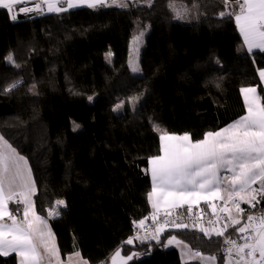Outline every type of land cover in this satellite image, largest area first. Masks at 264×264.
I'll use <instances>...</instances> for the list:
<instances>
[{"label": "trees", "instance_id": "1", "mask_svg": "<svg viewBox=\"0 0 264 264\" xmlns=\"http://www.w3.org/2000/svg\"><path fill=\"white\" fill-rule=\"evenodd\" d=\"M120 3L126 7L20 13L15 21L0 9V135L27 159L35 211L48 220L62 258L77 251L89 264H108L122 248L125 256L140 253L129 264H182L176 248L164 247L175 236L223 264V237L196 228L165 230L159 242L124 241L150 212L147 163L159 154L160 135L196 141L224 127L244 114L243 87H256L264 101L257 76L264 51H243L237 0ZM137 25L147 32L136 74L127 55ZM57 200L66 207L49 217ZM242 207L240 226L264 212V199ZM9 208L21 216V204ZM225 235L240 237L234 228ZM0 264H18L17 257L0 256Z\"/></svg>", "mask_w": 264, "mask_h": 264}, {"label": "snow or ice", "instance_id": "2", "mask_svg": "<svg viewBox=\"0 0 264 264\" xmlns=\"http://www.w3.org/2000/svg\"><path fill=\"white\" fill-rule=\"evenodd\" d=\"M65 2L66 8L58 6L60 0H0V9L7 10L10 18L15 21L20 13H43L42 4L46 5L49 13L65 12L85 5L96 8L106 4V0ZM29 3L34 6L20 7L16 14H12L15 6ZM113 3H116V0H113ZM227 3L228 0H225L226 6ZM237 5L239 11L235 13V21L247 51H264V0H237ZM120 6L126 7V4L121 3ZM226 14L233 15L220 13L221 16ZM177 16L179 17L178 11ZM134 39L139 40V37ZM107 55L111 56V53ZM6 59L14 63L12 54ZM130 63L133 65V72L140 70L134 62ZM258 72L264 81V69H259ZM18 83L20 82L8 85L4 91H11ZM241 92L247 113L225 128L205 133L203 139L196 141L187 133L175 135L163 132L160 135L161 154L149 159L152 190L147 194L153 209L151 219L156 227L150 235L141 236L137 233L124 241V244L133 245L135 240L143 243L149 239L159 242L161 234L169 226L167 218L172 216L173 210L187 206V213L191 216L193 206L198 207L204 202L215 217V220L208 221L209 224H216L225 219L220 213L227 214L226 220L221 227L205 228L199 223L204 214V210L200 209V215L195 217L197 224L193 227H198L208 237L213 234L223 237L229 228H234L244 242L225 239L224 243L229 246L225 249L229 264L234 259L233 252L235 264H264V212L260 215H247L246 222L240 226L245 213L241 203L255 208L256 204L264 199V101L259 97L256 87L242 88ZM120 106L117 105V109ZM74 127L78 128L79 125ZM157 130L159 131L158 128ZM257 184L259 187H253ZM35 192V183L30 168H27V161L0 136V256L7 257L14 253L19 257V264H43V248L50 258H55V264H63L47 219L35 211L32 200ZM10 201L23 205L22 218L9 211ZM214 201H221L222 205L218 207ZM55 203L56 209L48 212V216L52 218L60 215V206L66 207L64 200H57ZM161 213L166 218L163 224L158 223ZM147 219L148 217H145L133 223L145 228ZM178 219L179 216L176 217V220ZM171 227L186 229L189 225L173 220ZM173 242L180 243L176 241L175 236L168 240L169 244ZM73 255L79 257L80 253ZM139 255L140 253L133 252L125 256L123 249L117 248L110 260L111 264H129V261ZM192 255L202 257L200 252ZM68 259L71 261V257ZM207 259L214 260L215 257Z\"/></svg>", "mask_w": 264, "mask_h": 264}, {"label": "crops", "instance_id": "3", "mask_svg": "<svg viewBox=\"0 0 264 264\" xmlns=\"http://www.w3.org/2000/svg\"><path fill=\"white\" fill-rule=\"evenodd\" d=\"M35 2H40V0H35ZM107 2H109V0H106V4H108ZM241 2H242V0H241ZM34 6V4H32V3H29V4H25V5H17V6H15V8H14V10L13 11H16V12H18V10H19V8L20 7H33ZM42 6V8L44 9V11H43V13H32L33 15H40V14H50L48 11H47V7H46V5H41ZM58 6H60V7H67V4H66V2H65V0H60V3H59V5ZM86 6V5H85ZM238 6V5H237ZM239 11V7H237V9H236V11H235V13L236 12H238ZM52 13V12H51ZM235 13H234V16H233V18H235ZM21 14H23V13H21ZM235 25H236V29L238 30V32H239V34H240V38H241V41H242V49H243V51H247V46L245 45V43H244V40H243V36L241 35V33H240V31H239V28H238V25H237V23H236V21H235ZM254 51H257V50H254ZM248 52V51H247ZM260 69H264V67L263 68H260ZM259 70V69H258ZM257 76H259V72H257ZM259 79H260V82H261V84H262V87L264 88V81H262L261 80V78H260V76H259ZM249 87H254V86H247V87H243V88H249ZM257 93H258V91H257ZM241 100L243 101V103H244V114L243 115H246V113H247V108H246V105H245V101H244V96H243V94H242V92H241ZM243 115H241V116H243ZM241 116H239V117H237V119H239ZM237 119H235V120H233L232 122H234V121H236ZM232 122H230V123H228V124H225V126L224 127H222V128H225L226 126H228L229 124H231ZM222 128H219V129H217V130H214L213 132H216V131H219L220 129H222ZM169 134H171V133H169ZM178 135H183V134H178ZM205 135V134H204ZM1 136V135H0ZM204 138V136L202 137V139ZM5 140V139H4ZM159 141H160V139H159ZM161 153H160V151H159V154L158 155H160ZM19 156H21V155H19ZM156 156V155H155ZM26 161H27V159H25ZM21 164L23 165V161H21ZM147 165H148V172H149V177L151 178V171H150V165H149V160H148V163H147ZM27 168H29V165H28V162H27ZM31 177H32V180H33V176H32V172H31ZM253 187H259V185L257 184V185H254ZM151 190H152V179H151V188H150ZM34 196V195H33ZM32 200H33V197H32ZM214 203H216L217 204V206L219 207V206H221L222 205V202L221 201H214ZM243 205H245L244 203H241V207L243 206ZM21 207H22V211H21V216H19L20 218H22V213H23V205L21 204ZM183 207H187V206H183ZM150 212H149V214L146 216V217H148L149 218V216L152 214V212H153V209H152V207H151V204H150ZM193 208L194 209H198V210H200V209H203L204 210V212L206 211L208 214H212V211H211V209L207 206V204L206 203H204V202H201L200 203V205L197 207V206H193ZM9 211H11L10 210V208H9ZM14 215H16L15 214V212H12ZM220 215L222 216V217H224L225 219H224V221L226 220V217H227V214L226 213H220ZM233 215H235V213H233ZM144 219V218H143ZM141 220V219H140ZM48 221V220H47ZM139 220H137L136 222H138ZM6 222H8V223H10V221H6ZM148 222V219L146 220V223ZM48 226H49V223H48ZM134 226V235L133 236H135L137 233H139V231L141 230V229H143V228H141V227H139V225L137 224V225H133ZM145 226H146V224H145ZM50 227V226H49ZM208 228H213V226L212 225H209L208 226ZM52 231V233H53V230H51ZM152 233V232H151ZM151 233H147V234H140L139 233V235H141V236H143V235H150ZM54 234V233H53ZM172 237V236H171ZM170 238V237H169ZM169 238H167L166 239V241H165V243H164V247H166V248H169V247H171V246H173L174 248H176L177 249V251H178V256H179V260L181 261V263L182 264H196V263H198V264H217V261H216V259H214V260H209V259H207L208 257H212V256H209V255H202V257H194L192 254L193 253H195V252H198V251H194V250H192L189 246H187V244H185L184 242L182 243L181 241H179L177 238H176V241H179L180 243H177V242H173L172 244H169L168 243V240H169ZM56 244H57V242H56ZM41 252H42V254H43V256H44V260H43V264H50V261H51V264H55V258H50L49 257V255L46 253V252H44V250H43V248H41ZM77 252V251H76ZM76 252H71L70 254H68V255H66L64 258H62L61 257V254H60V258H61V260L63 261V264H85V262H87V260L86 259H84L82 256H81V254H80V256L79 257H77V256H75V255H73L74 253H76ZM235 253V252H234ZM14 254V253H13ZM15 255V254H14ZM258 255V254H257ZM16 257H17V263L19 264V257L16 255ZM69 257H71V261H69ZM227 258V257H226ZM111 260L109 259L108 260V264H111V263H109ZM87 264H89L88 262H87ZM223 264H229V258H227V259H225V261L223 262ZM231 264H235V260H232V262H231Z\"/></svg>", "mask_w": 264, "mask_h": 264}, {"label": "built area", "instance_id": "4", "mask_svg": "<svg viewBox=\"0 0 264 264\" xmlns=\"http://www.w3.org/2000/svg\"><path fill=\"white\" fill-rule=\"evenodd\" d=\"M12 14H16V11H13ZM197 215H200V210H197V209H194V208H193V214L191 216H189L188 213H187V207L186 208H181V209L180 208L179 209H175V210H173L172 216L167 218L168 221H169V226L166 228V230H170V229H172V230H178L177 228L171 227V222L173 220H175L176 223H184V224L189 225L188 228H194L193 225L194 224H197V220L195 218ZM177 216H179L180 219L176 220V217ZM165 219L166 218L161 213V215L159 217V220H158V223L163 224L164 221H165ZM209 220H215V217L213 216V214H208L205 211L204 214H203V216H202V218H201V220L199 221V223L202 224L205 228H208L209 225H212L213 227H221L223 225V223L225 222L224 219H222L221 221H219L216 224H209L208 223ZM155 227H156V224L153 223V221L151 219V215H150L149 218H148V222L146 223L145 228L141 229L139 231V233L140 234L151 233V232L154 231ZM145 229H147V231ZM180 229H182V228H180ZM196 229L199 230L198 227ZM225 239H228L226 237V235L223 236V240L224 241H225ZM236 240H237L238 243H243L244 242L240 238H238ZM227 247H229V246L227 244H225L224 253H225V257L229 258L228 255H227V253L225 252V249ZM233 257H234L233 260H235V254L234 253H233Z\"/></svg>", "mask_w": 264, "mask_h": 264}, {"label": "rangeland", "instance_id": "5", "mask_svg": "<svg viewBox=\"0 0 264 264\" xmlns=\"http://www.w3.org/2000/svg\"><path fill=\"white\" fill-rule=\"evenodd\" d=\"M121 0H116V3H113V0H109V4H116V5H120ZM147 32V27H140L139 25L135 26L133 32H132V38L130 39V43H129V49H128V55H127V59H128V65L130 68V71H132V63L134 62L136 65H138L139 67V50L141 48V45L143 43V39L145 37V33ZM141 33H143V35L141 36ZM139 37V40H136L134 38ZM140 71V70H139ZM138 72H133V73H139ZM234 253V252H233ZM235 254V253H234ZM227 259V258H226ZM111 263V261L109 262Z\"/></svg>", "mask_w": 264, "mask_h": 264}]
</instances>
